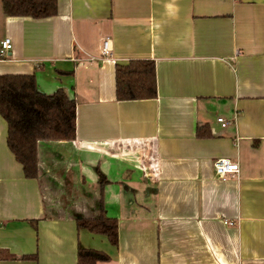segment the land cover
<instances>
[{
	"label": "crops",
	"instance_id": "1",
	"mask_svg": "<svg viewBox=\"0 0 264 264\" xmlns=\"http://www.w3.org/2000/svg\"><path fill=\"white\" fill-rule=\"evenodd\" d=\"M4 38L0 75L74 98L76 137L39 141L25 179L0 117V264H76L78 248L100 264H264V0H57L43 20L0 5ZM135 60L154 63L157 96L117 101L115 65ZM222 158L237 177L217 178ZM101 213L117 247L76 227Z\"/></svg>",
	"mask_w": 264,
	"mask_h": 264
},
{
	"label": "trees",
	"instance_id": "2",
	"mask_svg": "<svg viewBox=\"0 0 264 264\" xmlns=\"http://www.w3.org/2000/svg\"><path fill=\"white\" fill-rule=\"evenodd\" d=\"M4 16L43 20L56 16L57 0H0ZM117 101L154 99L155 66L149 60L130 61L114 68ZM0 117L6 124V146L21 166L25 179L37 178L39 141H73L76 137V101L62 89L51 94L38 90L34 75H0ZM198 136H202L198 133ZM77 229L104 236L117 247V222L102 213L79 219ZM23 259L36 261L35 255ZM109 256L102 251L78 248L76 264H100Z\"/></svg>",
	"mask_w": 264,
	"mask_h": 264
},
{
	"label": "built area",
	"instance_id": "3",
	"mask_svg": "<svg viewBox=\"0 0 264 264\" xmlns=\"http://www.w3.org/2000/svg\"><path fill=\"white\" fill-rule=\"evenodd\" d=\"M237 1V0H234ZM11 50V42L8 38H4L0 41V62L8 58L9 51ZM111 57V49L109 39H105L102 43L101 58L106 59ZM222 127H226L228 122L223 121L221 118L217 119ZM214 173L218 179L226 181L227 179L237 177L239 173V166L236 162H232L230 159L222 158L216 159L213 163ZM227 226H233L234 223L230 221H224Z\"/></svg>",
	"mask_w": 264,
	"mask_h": 264
}]
</instances>
